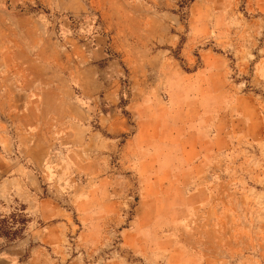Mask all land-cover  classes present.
Returning <instances> with one entry per match:
<instances>
[{"label":"rangeland","instance_id":"374dc122","mask_svg":"<svg viewBox=\"0 0 264 264\" xmlns=\"http://www.w3.org/2000/svg\"><path fill=\"white\" fill-rule=\"evenodd\" d=\"M170 14L179 23L168 29ZM202 49L219 57L211 69L230 88L195 115L207 136L203 177L186 197L160 198L153 222L135 231L132 83L167 78V58L193 73ZM84 66L117 89V102L81 95ZM31 68L60 80L59 101L21 97L17 76ZM67 100L89 113L86 133ZM102 114L127 130L112 132L117 119ZM85 145L91 163L71 171L70 150ZM0 264H264V14L245 0H0Z\"/></svg>","mask_w":264,"mask_h":264},{"label":"crops","instance_id":"0c3cea01","mask_svg":"<svg viewBox=\"0 0 264 264\" xmlns=\"http://www.w3.org/2000/svg\"><path fill=\"white\" fill-rule=\"evenodd\" d=\"M245 4L256 12L264 14V0H245ZM163 19V21L172 23L168 24V29L179 23V17L174 14L163 16ZM168 32H164V41L172 47L178 42V36ZM199 53L206 63L204 62V67L197 68L193 73L183 70L177 60L172 61L167 58L164 61L167 63L165 66L168 69L167 78L155 81L150 78L135 77V82L132 83L126 107L135 118V133L126 140L125 145L135 152V162L133 161L131 166L135 168L133 171L139 181L141 192L140 200L135 208L137 215L135 231L153 222V215L159 208L160 198L172 195L179 200L182 195L186 197V192L193 191V188L189 186L203 177L202 166L204 167L206 162V153L203 152L201 142L207 136L196 127L195 115L201 110L203 114L208 113V103L218 104L221 95H228L230 88L226 87L221 70L211 69L216 66L210 60H219V57H215L206 49H202ZM147 66L150 65H145L144 69H147ZM92 68L84 66L77 73L75 72L77 77L75 84L80 88L81 95L87 99L100 97L111 103L117 102V89L109 87L106 78H93ZM13 73H16V70L10 68L9 75ZM17 79H19L18 86L20 87L18 92L22 98L25 96L24 100H37L38 97L39 101L41 99L43 102L60 100V80L58 78L44 79L40 71L31 68L25 70V74L23 71ZM68 103L71 105V116L80 122L74 125L75 131L86 133L84 122L89 117V113L77 104ZM211 109L214 110V106H211ZM102 116L107 120L109 117L117 119L118 124L112 132L122 134L127 130V121L118 117L117 114H102L101 121ZM220 134V130L213 134V141H211L213 149L218 148L217 140L220 139ZM106 144L111 151L119 149L117 142ZM205 149L210 150V147ZM90 152L88 145H85L83 153L74 148L71 149L70 155L74 154L76 157L79 153L84 162H80L82 159L77 161L74 157L73 167L69 166L70 170L77 169L80 172L87 170L88 163H91ZM87 154H90L89 158ZM112 176L114 174H110L102 181L108 178L112 180ZM91 192L92 190L89 191ZM175 204L180 207L181 203L176 202ZM82 210L79 211L82 217L91 216V211L83 207ZM46 212L42 210V216ZM58 212L60 211L57 208H51L53 216ZM108 212H103L104 218L114 213L117 215V210Z\"/></svg>","mask_w":264,"mask_h":264}]
</instances>
